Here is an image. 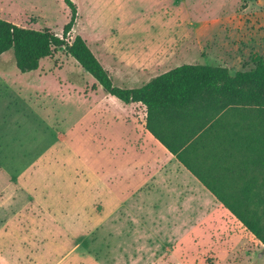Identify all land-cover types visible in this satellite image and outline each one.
Here are the masks:
<instances>
[{
    "label": "rangeland",
    "instance_id": "rangeland-1",
    "mask_svg": "<svg viewBox=\"0 0 264 264\" xmlns=\"http://www.w3.org/2000/svg\"><path fill=\"white\" fill-rule=\"evenodd\" d=\"M71 1L70 41L82 37L120 88L140 87L183 55L230 74L264 62V0ZM164 9L174 17L156 19L177 23L184 52L145 34L151 25L135 26ZM68 15L63 0H0V19L58 37ZM143 117L63 48L29 73L16 69L12 51L0 56V264H264L263 245L235 216L126 137ZM252 157L235 167L249 174Z\"/></svg>",
    "mask_w": 264,
    "mask_h": 264
},
{
    "label": "trees",
    "instance_id": "trees-1",
    "mask_svg": "<svg viewBox=\"0 0 264 264\" xmlns=\"http://www.w3.org/2000/svg\"><path fill=\"white\" fill-rule=\"evenodd\" d=\"M63 3L69 15L61 37L46 28H24L0 19V56L12 51L16 69L29 73L63 48L106 95L125 105L143 106L146 130L264 247V216L257 211L264 208L260 197L264 182L256 183L259 174H264V62L256 59L252 69L234 74L223 66L184 64L140 87L120 88L113 85L82 37L70 41L77 8L71 0ZM243 135L245 141L240 144ZM237 137L238 148L234 145ZM198 151L213 159L209 166L191 161L190 156ZM236 154L244 160L253 155L249 174L241 173L247 172V166L235 167L243 162ZM201 169L209 173H200ZM246 177L249 182L234 192ZM234 195L243 200H234Z\"/></svg>",
    "mask_w": 264,
    "mask_h": 264
},
{
    "label": "crops",
    "instance_id": "crops-1",
    "mask_svg": "<svg viewBox=\"0 0 264 264\" xmlns=\"http://www.w3.org/2000/svg\"><path fill=\"white\" fill-rule=\"evenodd\" d=\"M106 1V0H105ZM175 3V1H174ZM175 5L173 4V7ZM107 6L104 8L102 15L104 17H107ZM175 11L172 10H166L164 9L162 12L157 13L153 17H151L148 21L143 22L142 25H135L137 27H141L142 29H147V25H151V32L146 31L145 34H148L149 36L155 34V35H162L163 37H167V39H163V41H160L159 44L160 46L164 47L167 46L166 41L169 42V45L174 48V51H186V44L184 42H177L176 40V35L179 34L182 36L184 33L179 32L177 33L178 29L177 28V23L176 22H171L169 20L167 21H159L158 19L162 18V16H173L174 17ZM110 16V14H109ZM158 18V19H156ZM149 27V26H148ZM171 37V39H168ZM186 56L183 55L180 57V61H183L182 63H179L177 66L184 65L187 62L184 59ZM186 62V63H185ZM190 63V62H189ZM191 64V63H190ZM175 66V67H177ZM174 67V68H175ZM173 69V68H172ZM170 70V69H169ZM168 71V70H167ZM166 72V71H165ZM164 73V72H163ZM162 74V73H160ZM159 75V74H158ZM157 76V75H156ZM142 86V85H141ZM140 105V104H139ZM143 107V106H142ZM144 109V107H143ZM131 137L132 140H136L142 148H145L147 150V153L149 155H153L155 152L158 154L162 155L165 159L168 165L167 166V173L168 175H175V174H184L191 182L195 183L198 185L201 189L205 190L207 195H211L213 198L214 196L207 191V189L187 170L181 165L175 157L170 154L145 128V109H144V117L142 120V123L139 125L132 124L131 129L128 130V135L126 137ZM198 135H196L197 137ZM195 137V138H196ZM190 159L192 162H197L199 161L200 163L204 164L205 166H209L210 163H212L213 159L208 156L204 155V151H198L197 154L191 155ZM165 166L164 164H161L160 166ZM200 173H209L205 169H201Z\"/></svg>",
    "mask_w": 264,
    "mask_h": 264
}]
</instances>
